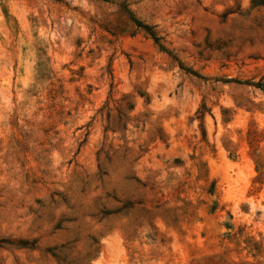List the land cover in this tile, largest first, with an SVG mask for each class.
Returning a JSON list of instances; mask_svg holds the SVG:
<instances>
[{"label": "rangeland", "instance_id": "374dc122", "mask_svg": "<svg viewBox=\"0 0 264 264\" xmlns=\"http://www.w3.org/2000/svg\"><path fill=\"white\" fill-rule=\"evenodd\" d=\"M0 240V264H264V6L0 0Z\"/></svg>", "mask_w": 264, "mask_h": 264}, {"label": "trees", "instance_id": "16d2710c", "mask_svg": "<svg viewBox=\"0 0 264 264\" xmlns=\"http://www.w3.org/2000/svg\"><path fill=\"white\" fill-rule=\"evenodd\" d=\"M252 4L253 5H261V6H264V0H261L260 2H257L255 0H251ZM124 7V6H123ZM126 10V9H125ZM128 12V11H126ZM131 20L134 22V24H136L137 26L143 28L151 37L152 39L157 43L158 42V39L159 37L155 34V32L152 30V26L148 25V24H144L142 23L141 21L137 20V19H134L133 17H130ZM159 47L163 50L164 47L162 45H159ZM1 241V240H0Z\"/></svg>", "mask_w": 264, "mask_h": 264}]
</instances>
